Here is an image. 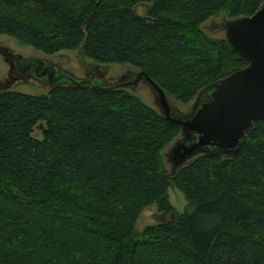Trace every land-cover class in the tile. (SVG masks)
<instances>
[{"label":"trees","instance_id":"16d2710c","mask_svg":"<svg viewBox=\"0 0 264 264\" xmlns=\"http://www.w3.org/2000/svg\"><path fill=\"white\" fill-rule=\"evenodd\" d=\"M263 5L0 0V34L45 55L78 50L131 67L187 105L248 65L201 26ZM179 136L124 90L0 93V264H264V121L234 158L202 155L169 175L162 153ZM171 187L187 201L183 214ZM149 207L166 221L137 233Z\"/></svg>","mask_w":264,"mask_h":264},{"label":"water","instance_id":"95a60500","mask_svg":"<svg viewBox=\"0 0 264 264\" xmlns=\"http://www.w3.org/2000/svg\"><path fill=\"white\" fill-rule=\"evenodd\" d=\"M215 27L224 33L228 46L248 65L204 88L188 113L175 110L166 93L143 72L129 74L130 81L122 82L124 84L100 87V82L95 81L93 73L89 72L91 65L82 63L84 57L80 51V64L85 68L86 77L81 81L61 75L46 61L31 59L22 62L19 56L0 49L4 62L10 67L8 80L0 89L8 91L14 79H24L26 73L50 84L51 88L87 86L97 90H120L143 83L151 89L159 115L180 130V138L167 154L172 165L171 175L202 155L234 158L246 144V133L254 123L264 121V5L251 17L226 19ZM87 78L96 83L92 84ZM165 221L166 218L161 216L160 223Z\"/></svg>","mask_w":264,"mask_h":264},{"label":"rangeland","instance_id":"374dc122","mask_svg":"<svg viewBox=\"0 0 264 264\" xmlns=\"http://www.w3.org/2000/svg\"><path fill=\"white\" fill-rule=\"evenodd\" d=\"M142 11L143 8L140 9V12ZM226 19L227 17L224 14H221L216 19L208 20L201 26L200 29L211 40L224 39V33L215 26L221 24ZM0 49L6 50V52L15 57L19 56L22 62L31 59L46 61V63L50 64L61 75H68L70 78H76L80 81L86 79L85 68L83 64H80L81 60L79 58L78 50L60 51L53 55H45L36 51L27 44H24L18 38L5 34H0ZM82 63L91 65L89 72L93 73L95 81L101 80L102 83H100V87L120 85L122 82L130 81L128 78L129 74L137 73V71L133 68L124 65H102L94 63L90 60H83ZM9 71V65L4 62L3 57L0 54V86L2 84L4 85L8 80ZM25 77L26 78L24 79H14V82L10 84L7 92H18L31 96L46 95L49 92L51 88L50 84L32 78L29 73H26ZM120 90H124L127 94L133 96L135 99H138L148 108L158 112L154 95L146 84L139 83L134 88L126 87L121 88ZM0 92L3 93V88L0 89ZM168 100L171 106L180 113H188L190 111L192 103L182 105L172 99L168 98ZM35 137L39 138L37 133H35ZM173 144L174 143L167 147L162 153L164 165L168 170L169 175L172 171V165L167 158V154ZM168 196L170 204L174 207L175 211L178 214H183L185 212V208L187 207V201L185 198L173 187H171L168 191ZM160 219L161 215L157 213L154 207L145 209L136 223V232L141 233L146 227L159 224Z\"/></svg>","mask_w":264,"mask_h":264},{"label":"flooded vegetation","instance_id":"af4514ba","mask_svg":"<svg viewBox=\"0 0 264 264\" xmlns=\"http://www.w3.org/2000/svg\"><path fill=\"white\" fill-rule=\"evenodd\" d=\"M87 79L89 80V82H92V84H93V83H96V82H93V81H92V80H93L92 78H87ZM99 82L102 83L101 80H100Z\"/></svg>","mask_w":264,"mask_h":264}]
</instances>
